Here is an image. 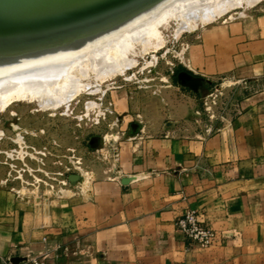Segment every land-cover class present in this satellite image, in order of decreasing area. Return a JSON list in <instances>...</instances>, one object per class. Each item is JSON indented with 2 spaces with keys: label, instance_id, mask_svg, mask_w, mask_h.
<instances>
[{
  "label": "crops",
  "instance_id": "obj_1",
  "mask_svg": "<svg viewBox=\"0 0 264 264\" xmlns=\"http://www.w3.org/2000/svg\"><path fill=\"white\" fill-rule=\"evenodd\" d=\"M201 39L189 68L245 90L236 117L212 134L128 144L120 176L56 205L0 192V259L16 249L59 264H264V7L206 25ZM187 209L218 231L214 246L187 249L175 226Z\"/></svg>",
  "mask_w": 264,
  "mask_h": 264
},
{
  "label": "rangeland",
  "instance_id": "obj_2",
  "mask_svg": "<svg viewBox=\"0 0 264 264\" xmlns=\"http://www.w3.org/2000/svg\"><path fill=\"white\" fill-rule=\"evenodd\" d=\"M101 1L95 0L89 11L104 7ZM133 2H127L126 10L130 13L136 7H132ZM216 3L224 5L227 11L207 23L195 19L197 26L192 29V19L197 15L191 9H205ZM253 7H264V0L253 5H247L245 0H174L171 7L158 13V18L166 19L157 24L155 32L145 35L143 42H134L128 53L133 62L125 70L115 69L100 77L90 72L78 93L66 101L52 99L45 104L37 99H15L0 107V192H7L18 201L56 205L60 199L74 197L79 191L88 193L99 177L120 176V161L128 144L168 131L176 136L207 135L215 128L225 127L236 117L245 90L223 80L210 82L193 73L189 68V49L201 43L206 25L235 20ZM13 10L31 11L30 7L19 5L13 6ZM118 10L120 7L111 15ZM180 12L185 15L176 17ZM129 14L126 12L107 27L88 30L79 43L87 45L94 31L111 37L118 26L137 19ZM80 19L68 20L64 26L68 34L55 27L53 34L45 36L54 45L49 48L52 57L70 47L80 35L78 28L90 21ZM66 34L67 38L60 37ZM0 52L12 54L4 47ZM13 58L14 55L10 57ZM3 67L0 64V70ZM52 68L51 63L40 71L47 73ZM179 71H186L195 79L184 84L178 79ZM71 174L81 177L72 182ZM3 201L0 194V217Z\"/></svg>",
  "mask_w": 264,
  "mask_h": 264
},
{
  "label": "bare ground",
  "instance_id": "obj_3",
  "mask_svg": "<svg viewBox=\"0 0 264 264\" xmlns=\"http://www.w3.org/2000/svg\"><path fill=\"white\" fill-rule=\"evenodd\" d=\"M82 1L87 3L84 6L86 8L92 6L91 1L94 2L95 0ZM130 1L102 0L100 3H103L104 7H100L96 11L92 10L93 12L87 8L83 9L87 12L82 10L78 13L71 10L72 12L66 11L64 14H50L44 16L42 20L38 19L31 22L16 23L0 21V48L4 47L14 55V58L10 59L13 56L12 54L8 56L7 53L0 52V64L4 65L3 70H0V107L6 106L15 99H37L45 104L52 101V99L66 101L78 93L79 88L83 85L82 81L88 77L90 72H94L100 77L115 69L123 71L131 66L133 61L128 58V53L131 52L135 44L134 42H143L145 35L148 36L155 32L157 24L166 19L165 16L158 18V15H160L158 13H161L167 7H171L174 0H141L136 4H134L136 0H133L132 7L135 5L136 7L133 8L131 13L126 10L127 2L129 3ZM245 1L247 5H253L260 0ZM117 7H120V10H118L120 12L111 15ZM140 10L142 11L140 12ZM192 10L194 11L193 14L197 15V17L192 19L194 24L191 25L192 29H194L193 27L197 22L194 21L195 19L198 18L202 23L210 22L223 15L227 11V8L224 5L216 3L205 9L193 8ZM126 12L127 14H134L136 12V15L134 14L131 17L137 18L131 22L132 24L128 23L127 25L116 26L118 29L108 38L102 37L99 32L94 31L95 34L93 38L87 40L89 41L87 45L79 43V41L84 40V35L89 32L88 30H94L102 26L107 27ZM107 13L110 14L107 15ZM165 13H168V11ZM183 15L185 13L182 14L180 12L175 16L182 17ZM6 16L17 17L14 14L7 15L6 13H1L2 18ZM78 17L81 18L80 20L90 19V21L81 28H78L80 35L70 44V47H65L66 50L61 51L60 55L52 57L49 48L54 45L52 42H49L48 39L50 37H46L51 32L53 34L55 27H59L60 32L63 31L68 34L69 32H66L64 29L65 24L70 21L69 19ZM184 22L191 27L187 20H184ZM39 34H41V37L38 38ZM67 34L60 35V37L67 38ZM18 40L20 42H17ZM108 41L112 43L108 44ZM33 43L35 44L33 45ZM31 45H33L32 50H30ZM17 53L25 57H21ZM51 63L54 64V68L50 69L47 73L40 71ZM5 68H12L13 70L7 72Z\"/></svg>",
  "mask_w": 264,
  "mask_h": 264
},
{
  "label": "built area",
  "instance_id": "obj_4",
  "mask_svg": "<svg viewBox=\"0 0 264 264\" xmlns=\"http://www.w3.org/2000/svg\"><path fill=\"white\" fill-rule=\"evenodd\" d=\"M205 104H208L206 101ZM209 108V107H207ZM177 232L182 236L186 242L187 249L194 248H210L218 241V231L214 229L204 219L203 213L194 209H187L182 215L175 220ZM16 249L4 258L0 259V264H59L53 261L48 253H43L41 256H22L16 254ZM13 257H23L24 259L19 263H13Z\"/></svg>",
  "mask_w": 264,
  "mask_h": 264
},
{
  "label": "water",
  "instance_id": "obj_5",
  "mask_svg": "<svg viewBox=\"0 0 264 264\" xmlns=\"http://www.w3.org/2000/svg\"><path fill=\"white\" fill-rule=\"evenodd\" d=\"M91 3H93L91 1ZM89 3V4H91ZM86 2H83L82 0H0V21H7V22H26V21H35L36 19L42 20L44 16H48L50 14H57V13H63L66 11H71L74 10L76 12H81L83 9H88L94 7V6H89V7H84L86 6ZM21 6L22 8L25 7H30V10H27L28 12H20L17 13L13 10V6ZM1 9H4V11H1ZM86 11V10H83ZM72 12V11H71ZM87 12V11H86ZM1 13H6V14H14L17 17H1ZM21 15V16H19ZM7 18V19H5ZM36 20V21H37ZM183 77H186V79H182ZM178 79L179 81L182 80L184 84L187 82L194 80L195 77L186 72L182 71L178 74ZM81 175L79 174H71L69 176V179L73 182L74 180H79ZM130 178H124L122 180L123 184L128 183ZM23 257H13L12 262L13 263H19L23 260Z\"/></svg>",
  "mask_w": 264,
  "mask_h": 264
},
{
  "label": "flooded vegetation",
  "instance_id": "obj_6",
  "mask_svg": "<svg viewBox=\"0 0 264 264\" xmlns=\"http://www.w3.org/2000/svg\"><path fill=\"white\" fill-rule=\"evenodd\" d=\"M179 72H180V71H179ZM179 72H178V73H179Z\"/></svg>",
  "mask_w": 264,
  "mask_h": 264
}]
</instances>
